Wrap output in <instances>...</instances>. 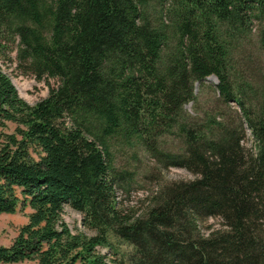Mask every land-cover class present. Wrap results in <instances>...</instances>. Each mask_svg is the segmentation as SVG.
<instances>
[{
	"label": "trees",
	"instance_id": "obj_1",
	"mask_svg": "<svg viewBox=\"0 0 264 264\" xmlns=\"http://www.w3.org/2000/svg\"><path fill=\"white\" fill-rule=\"evenodd\" d=\"M150 2L0 0V53L17 40L29 72L57 79L29 103L0 66V126L15 124L0 130V213L30 207L0 263L264 264V86L235 55L255 23L264 48V0H154V18ZM210 75L224 109L189 112ZM118 144L195 176L137 213L119 203ZM210 216L223 227L203 231Z\"/></svg>",
	"mask_w": 264,
	"mask_h": 264
},
{
	"label": "rangeland",
	"instance_id": "obj_2",
	"mask_svg": "<svg viewBox=\"0 0 264 264\" xmlns=\"http://www.w3.org/2000/svg\"><path fill=\"white\" fill-rule=\"evenodd\" d=\"M149 6L150 15L153 18L158 17L160 5L154 6V0H151ZM235 55L241 61L239 68L244 70L247 75L249 74L256 85L264 86V48L259 42L256 23L246 39L237 41ZM0 66L11 78L19 95L29 103H34L46 96L49 88L57 83L55 77H36L26 69L25 64L20 63L17 58V40L11 42L4 52L0 53ZM216 82L217 77L213 79L209 76L202 81L203 84L196 82L197 102L190 101L186 103V109L191 113L195 110L202 112L204 110H216L217 108L219 110L224 109L222 102L216 99L217 95L212 88ZM234 106L236 105L234 104ZM14 126L13 122H8L5 127L0 126V130L11 131ZM244 144L246 147H252V137L249 131H247ZM178 145L179 141L172 136L167 137L165 140V146L170 148L178 149ZM113 150L116 167L127 173L122 184L123 187L118 188L117 191L119 203L137 213L147 207L150 196L159 189L161 184L180 179L187 180L195 176L193 172L182 166L160 167L150 153L138 146L118 144ZM29 211L30 207L27 206L23 210L14 213H0L1 244L11 242L19 227L27 221L26 214ZM62 217L71 229L91 233V230L87 229L82 223V213L70 205H64ZM200 227L203 231L208 232L213 228L223 227V225L220 217L210 216L200 222ZM122 247L125 249L124 244ZM99 249L102 252H107L105 247H99ZM0 264H34V261L25 260Z\"/></svg>",
	"mask_w": 264,
	"mask_h": 264
},
{
	"label": "water",
	"instance_id": "obj_3",
	"mask_svg": "<svg viewBox=\"0 0 264 264\" xmlns=\"http://www.w3.org/2000/svg\"><path fill=\"white\" fill-rule=\"evenodd\" d=\"M209 77H210V78L212 77V78L214 79L215 76H214V75H210Z\"/></svg>",
	"mask_w": 264,
	"mask_h": 264
}]
</instances>
